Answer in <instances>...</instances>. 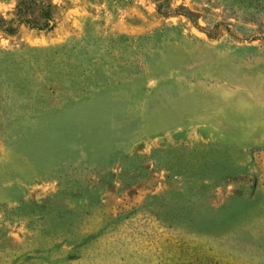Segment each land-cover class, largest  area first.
<instances>
[{
    "label": "rangeland",
    "instance_id": "1",
    "mask_svg": "<svg viewBox=\"0 0 264 264\" xmlns=\"http://www.w3.org/2000/svg\"><path fill=\"white\" fill-rule=\"evenodd\" d=\"M53 2L0 33V264H264V0Z\"/></svg>",
    "mask_w": 264,
    "mask_h": 264
},
{
    "label": "trees",
    "instance_id": "2",
    "mask_svg": "<svg viewBox=\"0 0 264 264\" xmlns=\"http://www.w3.org/2000/svg\"><path fill=\"white\" fill-rule=\"evenodd\" d=\"M161 15L172 11L170 0H153ZM53 0H17L10 18L0 15V33L9 36L16 33L18 25L25 24L38 30H50L57 22L60 12Z\"/></svg>",
    "mask_w": 264,
    "mask_h": 264
}]
</instances>
